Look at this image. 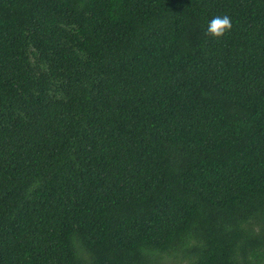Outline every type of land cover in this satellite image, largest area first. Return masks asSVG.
I'll return each mask as SVG.
<instances>
[{
  "label": "trees",
  "instance_id": "obj_1",
  "mask_svg": "<svg viewBox=\"0 0 264 264\" xmlns=\"http://www.w3.org/2000/svg\"><path fill=\"white\" fill-rule=\"evenodd\" d=\"M0 264H264V0H0Z\"/></svg>",
  "mask_w": 264,
  "mask_h": 264
},
{
  "label": "clouds",
  "instance_id": "obj_2",
  "mask_svg": "<svg viewBox=\"0 0 264 264\" xmlns=\"http://www.w3.org/2000/svg\"><path fill=\"white\" fill-rule=\"evenodd\" d=\"M232 28V20L228 15L214 16L207 25L205 34L214 38H220Z\"/></svg>",
  "mask_w": 264,
  "mask_h": 264
}]
</instances>
